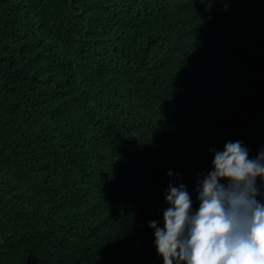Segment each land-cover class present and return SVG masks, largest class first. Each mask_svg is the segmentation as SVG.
I'll use <instances>...</instances> for the list:
<instances>
[{
  "label": "trees",
  "instance_id": "1",
  "mask_svg": "<svg viewBox=\"0 0 264 264\" xmlns=\"http://www.w3.org/2000/svg\"><path fill=\"white\" fill-rule=\"evenodd\" d=\"M230 140L264 147V0H0V264H163Z\"/></svg>",
  "mask_w": 264,
  "mask_h": 264
},
{
  "label": "clouds",
  "instance_id": "2",
  "mask_svg": "<svg viewBox=\"0 0 264 264\" xmlns=\"http://www.w3.org/2000/svg\"><path fill=\"white\" fill-rule=\"evenodd\" d=\"M210 152L198 207L185 184L170 183L162 226L149 221L156 253L163 264H264V147L250 157L242 141L230 140Z\"/></svg>",
  "mask_w": 264,
  "mask_h": 264
}]
</instances>
